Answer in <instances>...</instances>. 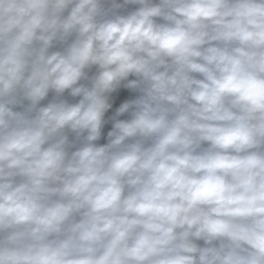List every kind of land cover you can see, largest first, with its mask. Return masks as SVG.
Returning a JSON list of instances; mask_svg holds the SVG:
<instances>
[{
    "label": "clouds",
    "instance_id": "1",
    "mask_svg": "<svg viewBox=\"0 0 264 264\" xmlns=\"http://www.w3.org/2000/svg\"><path fill=\"white\" fill-rule=\"evenodd\" d=\"M0 264H264V0H0Z\"/></svg>",
    "mask_w": 264,
    "mask_h": 264
}]
</instances>
